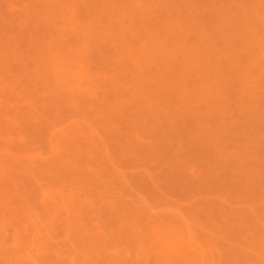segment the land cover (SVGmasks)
I'll list each match as a JSON object with an SVG mask.
<instances>
[{
	"label": "rangeland",
	"instance_id": "rangeland-1",
	"mask_svg": "<svg viewBox=\"0 0 264 264\" xmlns=\"http://www.w3.org/2000/svg\"><path fill=\"white\" fill-rule=\"evenodd\" d=\"M0 264H264V0H0Z\"/></svg>",
	"mask_w": 264,
	"mask_h": 264
}]
</instances>
